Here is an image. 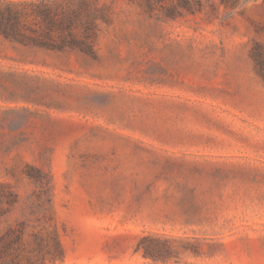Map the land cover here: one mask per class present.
<instances>
[{"label":"rangeland","instance_id":"1","mask_svg":"<svg viewBox=\"0 0 264 264\" xmlns=\"http://www.w3.org/2000/svg\"><path fill=\"white\" fill-rule=\"evenodd\" d=\"M23 1L41 0L0 8ZM87 14L92 53L0 35V234L56 235L48 264H144L146 235L183 261L264 264V0Z\"/></svg>","mask_w":264,"mask_h":264},{"label":"trees","instance_id":"2","mask_svg":"<svg viewBox=\"0 0 264 264\" xmlns=\"http://www.w3.org/2000/svg\"><path fill=\"white\" fill-rule=\"evenodd\" d=\"M229 1L236 0H221L222 4ZM84 5L85 0L79 7L62 6L60 2L51 0L10 2L0 8V35L26 47L54 51L78 49L92 53L97 24L93 15L83 17ZM31 16L37 27L29 25ZM252 58L264 74V48L260 44H257ZM21 225L19 231L10 228L0 234V264H48V257L55 260L57 251L62 253L61 242L56 235L44 238L34 233L32 240H26L25 223ZM137 251L149 260L144 264H196L183 261L170 240L160 235L143 236Z\"/></svg>","mask_w":264,"mask_h":264}]
</instances>
